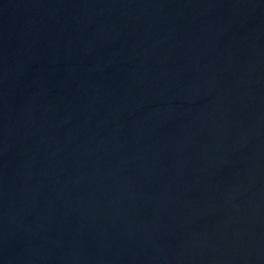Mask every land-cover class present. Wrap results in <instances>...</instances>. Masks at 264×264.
I'll return each instance as SVG.
<instances>
[{
	"label": "water",
	"instance_id": "obj_1",
	"mask_svg": "<svg viewBox=\"0 0 264 264\" xmlns=\"http://www.w3.org/2000/svg\"><path fill=\"white\" fill-rule=\"evenodd\" d=\"M0 264H264V0H0Z\"/></svg>",
	"mask_w": 264,
	"mask_h": 264
}]
</instances>
